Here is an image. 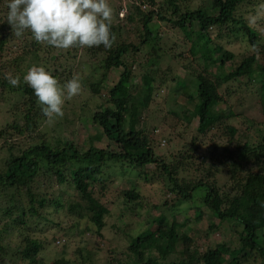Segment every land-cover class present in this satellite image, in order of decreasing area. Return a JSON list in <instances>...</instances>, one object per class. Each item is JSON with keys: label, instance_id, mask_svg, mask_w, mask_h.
<instances>
[{"label": "trees", "instance_id": "16d2710c", "mask_svg": "<svg viewBox=\"0 0 264 264\" xmlns=\"http://www.w3.org/2000/svg\"><path fill=\"white\" fill-rule=\"evenodd\" d=\"M119 4L117 8L113 2L109 3L116 11L112 21L120 18L119 11L127 8L121 19L123 25L111 21V31L116 37L113 46L87 48L90 56L104 58L105 69H123L117 84L109 90L103 110L92 114L93 123L101 130L97 140L101 141L104 135L111 144L84 150L61 138L51 142L40 129L44 117L33 90L22 82V77L33 65L50 67V59L57 60L56 55H51V49L55 48L48 49L35 42L28 31L20 38L15 37L6 21L7 1L0 0V104L10 97L5 88L9 84L3 76L11 72L21 78V85L14 91L18 102L9 111L12 121L9 118L0 129V140L8 144L9 153L0 166V264H43L42 261L47 264L41 255L50 242L35 237L45 222L54 227L49 233L64 239V248L74 245L66 227L77 230L82 239L74 242V254L82 264H95L101 257L102 264H264V64L258 58L264 52V44L260 31L242 14L263 11L264 0H130L127 5ZM156 20L184 35L190 43L189 56L204 72L194 69L190 81L173 79L187 91L186 98L194 108L186 109L179 119L195 129V135L185 141L183 149L170 132L157 138L155 132L149 135L139 130L137 123L141 115L132 110L133 105L142 109L145 101L151 102L155 86L169 84L172 75L169 69L160 78L156 77L154 66L161 56L155 54L163 50L158 41L160 35H154L151 27ZM134 27L141 33L134 31ZM213 29L224 30L219 38H224L222 34L232 36L240 43L247 42L257 52L237 57L219 38V42L213 39ZM11 41L19 45L9 59L11 54L4 52ZM147 49L152 51L148 52L145 63L127 62L129 57L139 56ZM173 55L185 57L183 52ZM228 63L235 64L229 73L225 71ZM216 66L215 72L210 71ZM135 67L142 69L141 76L133 75ZM103 82L90 87L93 99L100 96ZM236 86H245L259 101L252 102L246 95L235 106ZM221 104H233V108L226 114ZM254 115L260 119H254ZM232 118L241 120L257 137L243 143L236 137L237 129L230 125L224 127L222 134L215 132L219 124ZM206 135L211 143H197ZM162 139L165 144L170 142L172 152L157 151L158 147L166 146L162 145ZM115 166L139 168V179L150 184H159L157 178H161L167 199L152 206L136 185L121 191L105 175ZM67 189L75 197L68 198ZM109 194L117 197L122 207H111ZM129 203L146 211V225L128 234L125 249L112 250L111 256L103 249L98 253L95 249H85V234L103 238L108 220L124 217ZM130 212L142 214L137 208ZM63 215L67 223L61 221ZM202 216L217 221L210 236L219 231L226 235L229 232L238 238L240 246L233 243L231 246L230 238L222 235L218 241L212 239L207 248H201L184 230ZM11 233H16L21 242L15 251L2 244L6 234ZM53 264L72 262L61 256Z\"/></svg>", "mask_w": 264, "mask_h": 264}, {"label": "rangeland", "instance_id": "374dc122", "mask_svg": "<svg viewBox=\"0 0 264 264\" xmlns=\"http://www.w3.org/2000/svg\"><path fill=\"white\" fill-rule=\"evenodd\" d=\"M4 1L6 2L7 0ZM110 2H113V6H117L118 8L120 6L119 2H121L123 5H127L126 3L130 2V0H108V3ZM114 12L116 13L115 10H113V13ZM119 12L120 18H118L117 20L115 19L116 21L112 22H114L115 24L119 23L123 25L121 19L125 17V14L127 13L126 6ZM210 12H212L213 14L212 10H210ZM242 14L244 15L247 22H249V24H251L258 31H260V34L263 38L262 42L264 44V10H261L256 13ZM151 27H153L155 31L154 35H160L161 39H159L158 41L161 49H163L161 51H165L163 53L160 51L158 52L159 54H155V57H157L158 55L161 56V59L158 64L154 66V68L157 70L156 77L160 78L163 73H165V71H168L169 69H172L173 72L171 70L172 75L168 79L170 80L168 81L169 84L163 86H155L151 102L148 103V101H145L143 103L144 107L142 109H139L138 106L133 105L132 110L134 112H139L141 115V120H139L137 123V127L139 130H142L144 133H147L149 135L155 132V136L157 138H161V134L163 133L167 134L168 132H170L172 133V137L176 139L178 147L183 149V144L185 143V141H190L195 135V129L192 125H190V127L184 122L181 123L179 119L186 109L192 110L194 108L193 104L186 98L187 91H185V89L179 86L176 81L178 78H188L189 81L193 80L194 77L191 73H193L194 69H197V71L201 73L204 72H202L203 70L200 67L199 63L195 62L192 59V55L189 56L190 43L188 44L186 42L183 34L176 32L175 30L171 29L170 26L162 24L157 20L156 23H153L151 25ZM133 29L134 31H137L139 33H141L140 30L143 32V27L141 26L139 27L140 30L137 27H134ZM223 31L213 29L211 30V35L213 39H216V42L221 41L224 47L226 46V48L229 51L235 53L237 57L244 55L243 53L252 54L257 52V49L253 47L249 48L247 42L240 43L237 39L231 38L232 36L227 37L225 36V34H222L224 38H219V33ZM15 41H11V43L6 46L4 52V54H11L9 59L14 56V51L17 50V47L19 45V42L15 43ZM47 48L49 49L50 47L48 46ZM51 50V55H56L57 60L50 59L51 65L50 67H47L45 69L51 72L60 84H63L66 81L70 80L74 75H78L82 84V90L79 95L75 96L71 100H66L63 106L64 115L62 118H57L53 123H47L46 119L44 118L40 129L43 131V133L48 136V139L51 142L61 138L62 140H67L76 144L78 147H81L84 150H88L92 146L106 148L111 143L109 142V139L106 138L104 135L101 141L97 140L96 137L98 135V132L101 133V130L98 129L93 123L92 114L95 113V111L101 112L103 110L102 107L105 106L108 101L109 90L117 84L119 77L123 73V69H105L104 58L100 55H98V57L90 56L87 53V48L73 47L68 50ZM151 51L152 49H147L145 52L143 51L142 53H140L139 56H131L129 57L127 62L131 64L133 60H136L137 63H145L148 58V52ZM173 52L177 54L183 52L185 57L175 58ZM170 53L172 54L170 55ZM258 58L259 62L264 64V52H260L258 54ZM24 65H26V63ZM231 65L233 68L235 64H226L225 71H227L228 73L231 70ZM217 67L218 66L210 68V71L215 72ZM133 72V75L135 77H139L143 73L142 69L138 67H135ZM175 77L177 79L174 82L173 79H175ZM103 80V85L105 86L101 87L100 96L97 95V98L93 99V92L91 91L90 87L93 84H100ZM142 84L143 81L141 82V85ZM17 87L13 88L10 85H7L5 87L6 92L9 93V95L7 96L10 97L7 98V102L0 104V129L6 125V122L12 121V117L11 115H9V111L13 107V105L18 102L16 100L19 99L17 96V92L14 94V91H17ZM141 87L144 88V85H142ZM233 89H237V93L235 94L236 98L233 103L235 106L237 104V101L243 100L246 95L248 99H250L252 102L259 101L258 96L256 94L252 95L250 93V90L247 89L245 86H236ZM178 95L182 96L179 97ZM233 104H221L220 107L224 111V113L227 114L228 111L233 108ZM235 110H237V107ZM254 119H260V117L254 115ZM226 125L233 126L237 129L236 137H238L243 143L249 141L251 142L253 141V138L257 137V133L254 132V130L248 129L247 125L242 123V121L237 118H232L227 122L219 124L215 128V132L218 134L224 133V127ZM209 138V135L201 136L197 140V143H202L203 141L211 143V141L208 140ZM161 141L162 145H164L165 142L163 141V139ZM173 142L174 141H172V143ZM165 145L166 146H162L161 148L158 147L157 151L159 153H167L168 151L172 152V146L170 142ZM7 146L8 144H5L3 140H0V166H3V163L5 162V160H7V157L9 156V153L6 149ZM21 148L22 147H20V150ZM112 149L116 150V146H112ZM107 171L108 172L105 175L108 176L107 178L111 180L113 179L114 185L118 186V189H120L121 191L130 190L136 185V188L139 190V192L143 195V197L148 199V202L152 206L160 205V203L164 202L167 199L166 197H168V194L164 189L165 186H163L162 184V179L157 178V181L160 182L157 185L145 182L144 180L139 179L141 175V170L139 168L136 169L132 167H126L125 169H122L120 166H115L113 169L111 168ZM114 189L117 188L115 187ZM65 194L66 196H68V198L75 195L74 192L70 191L69 189L65 191ZM108 196L112 197L113 195L109 194ZM118 201L119 199L117 197H112V200L110 202L111 207L113 205L117 209H119V206L122 207L120 203L118 205ZM195 203L199 204L200 202L196 201ZM126 206L128 207V209L126 210V213H124V217L119 218L118 221L112 219L108 220L106 228L102 232L104 235L103 238H99L97 235L93 238H90L88 237V234H85L84 237L86 243H84L83 245L85 249L89 251L95 249L96 253L103 249L108 253L109 256L112 255L109 254V252L112 250H114L115 252H119V250L125 249L127 242L129 241L128 234H134L135 230H139V228L146 225L145 210L147 209L145 206H142V203L141 206L145 210H142L134 203H129ZM115 207H113L114 210H116ZM136 208L141 211L142 214H139L137 212H130L133 209L136 211ZM181 210L184 209L181 208ZM169 212L175 213V211ZM191 213L192 212L189 211L188 216H191ZM62 217L64 218L63 220H61L63 223L68 221V219H66L64 215ZM115 223L116 227L114 226ZM82 224H84V221H82ZM216 224L217 221H215L214 218L210 216H202L201 219H194L191 225L186 228L184 232L190 236H193V238L197 240L202 246L201 248H207L210 245L212 239V241H218L222 237V235H224L227 239L230 238L228 244L231 245L233 243L235 247L240 246L237 243L238 238L236 236L234 237L230 235L229 232L226 235L223 231H219L214 234L213 237L212 234L210 236L209 233H212V230L215 228ZM51 229H54L53 225L49 222H45L44 227L40 230H37L35 235V237L40 239L42 242H45V240L50 242V244L44 246L41 255L42 257H44L46 263L53 264L55 259L61 256H66V258L69 259L72 264H82L80 258L74 254V251L76 250V243L74 242L80 241L82 239L81 236L78 235L77 230L74 228L68 229L66 227V232L72 238L71 242H73L74 245L72 247L69 246L64 248V239L59 237V235H53L54 232L49 233ZM236 230L237 228L234 227L233 231ZM54 240L60 241L59 243H52L54 242ZM2 244L5 247H8L10 251H15L17 247L21 244V242L20 239L17 238L16 233H11L6 234L5 240L2 242ZM64 250L66 251L64 252ZM84 254H87V251H85ZM116 256L118 255L116 254ZM101 259L103 258L101 257ZM101 259L98 258L95 264H102ZM42 263L44 264L43 261ZM20 264L24 263L20 262ZM252 264H254V262Z\"/></svg>", "mask_w": 264, "mask_h": 264}, {"label": "clouds", "instance_id": "9594fccd", "mask_svg": "<svg viewBox=\"0 0 264 264\" xmlns=\"http://www.w3.org/2000/svg\"><path fill=\"white\" fill-rule=\"evenodd\" d=\"M112 17L108 0H7L6 21L15 37L28 31L35 42L60 50L111 48L116 39L111 31ZM5 79L13 88L21 83V78L11 73ZM22 82L33 90L47 123L62 118L66 100L82 90L78 75L60 84L51 72L35 65L23 75Z\"/></svg>", "mask_w": 264, "mask_h": 264}]
</instances>
